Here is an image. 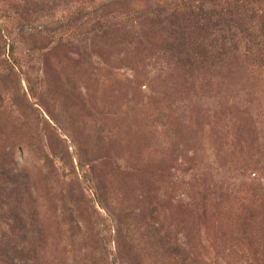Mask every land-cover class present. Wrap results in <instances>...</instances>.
<instances>
[{
	"label": "rangeland",
	"instance_id": "374dc122",
	"mask_svg": "<svg viewBox=\"0 0 264 264\" xmlns=\"http://www.w3.org/2000/svg\"><path fill=\"white\" fill-rule=\"evenodd\" d=\"M92 1L0 0L23 16L0 40L8 264H173L162 227L185 264H264V65L185 70L159 39L100 38Z\"/></svg>",
	"mask_w": 264,
	"mask_h": 264
},
{
	"label": "trees",
	"instance_id": "16d2710c",
	"mask_svg": "<svg viewBox=\"0 0 264 264\" xmlns=\"http://www.w3.org/2000/svg\"><path fill=\"white\" fill-rule=\"evenodd\" d=\"M4 9L8 13L9 9ZM4 9L0 6V12ZM16 11L15 24L11 20L10 26L0 23V40L6 49L8 35H12L6 30L19 25L23 17ZM86 17L98 20L100 27L92 31L100 38L113 34L122 39L144 35L159 39L164 50L185 70H227L241 59L264 65V0H164L147 9L141 8L137 0H94L86 7ZM0 58H5L2 61L10 72L16 69L10 54L0 50ZM162 229L155 228L151 235L163 245L158 250L164 249L176 261L173 264H185L170 230ZM8 260L0 243V263L8 264Z\"/></svg>",
	"mask_w": 264,
	"mask_h": 264
}]
</instances>
